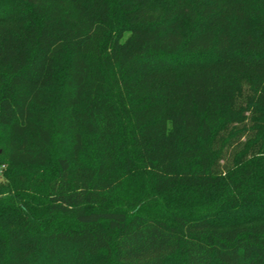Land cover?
<instances>
[{
	"label": "trees",
	"instance_id": "16d2710c",
	"mask_svg": "<svg viewBox=\"0 0 264 264\" xmlns=\"http://www.w3.org/2000/svg\"><path fill=\"white\" fill-rule=\"evenodd\" d=\"M1 3L0 264H264V0Z\"/></svg>",
	"mask_w": 264,
	"mask_h": 264
},
{
	"label": "rangeland",
	"instance_id": "374dc122",
	"mask_svg": "<svg viewBox=\"0 0 264 264\" xmlns=\"http://www.w3.org/2000/svg\"><path fill=\"white\" fill-rule=\"evenodd\" d=\"M6 1H7V0H2V3H1V4H2V7H5V6H6V4H7ZM50 168H51V170H53V169H52L53 166H51ZM46 172H47V171H43L44 174H46ZM5 182H6V180H5L4 177H3V167H1V168H0V183H5Z\"/></svg>",
	"mask_w": 264,
	"mask_h": 264
}]
</instances>
